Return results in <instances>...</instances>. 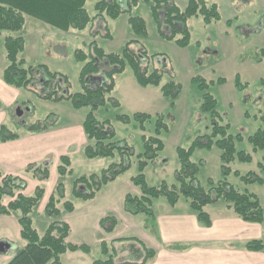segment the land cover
<instances>
[{"label": "trees", "instance_id": "16d2710c", "mask_svg": "<svg viewBox=\"0 0 264 264\" xmlns=\"http://www.w3.org/2000/svg\"><path fill=\"white\" fill-rule=\"evenodd\" d=\"M140 1L150 4L151 12L156 21L160 35L167 40H174L179 46H188L191 42V30L188 24L190 17L201 15L206 23L221 19V10L217 2L209 3L207 0H188L185 7H180L175 0H95V13L92 14L87 6V0H0V36L3 35L5 56L7 64L3 70L2 78L9 84L18 87H27L36 95L46 99L70 100L74 107L89 106L83 120V129L90 140L84 146V153L89 158L116 156L119 159L111 162L98 173L78 176L73 181L72 192L76 197L83 199L94 198L106 183L114 180L118 175L131 167L133 157L137 158L138 172L132 176L133 182L139 186L141 193H127L124 199L125 210L132 214L146 213L154 216L153 200L166 197L171 205H175L181 196H184L196 212L198 220L205 226L213 224L211 214L205 207L223 198L227 206L232 208L242 219L252 222L264 221V207L259 196L248 189L242 190L228 180V175L234 172L245 183L259 182L264 184V177L256 170L241 173L233 170L230 163L236 159L244 162L253 160V154L246 149H237L236 140H242L241 134L233 135L230 130V122H222L224 115L217 109L218 100L209 91L211 81L202 75L192 77V82L202 90L201 108L210 114L209 132L197 135L188 146L178 145L176 152L179 167L175 169V183L166 181L158 185H150L147 181L145 168L158 159L165 148V142L160 137L163 129H169L163 113L155 115L135 111L132 113H118L116 119L129 124L132 121L138 123V127L146 130V122L152 118L156 121L155 133L142 135L143 150L136 152L126 138H117V132L110 119L100 120L96 116V110L108 102L120 104L112 92L116 85V76L130 66L136 81L142 86H159L162 94L170 99V105L174 106L176 98L181 92V83L173 78V69L167 61L152 64L159 53L149 54L140 41L141 37L148 35L147 21L141 14L134 13V9ZM123 13L128 14V22L133 37L124 42L120 51H107L94 38L100 34L111 38L112 33L108 25L102 32H93V38L84 42L85 47H76L74 57L82 62L79 71L81 91L71 90L69 75L61 70L51 69L46 63L37 65L27 62L22 55L25 49L24 29L29 17H34L63 31L71 29L82 30L91 25L97 18H118ZM228 25H232L233 18L228 19ZM255 60L264 59V47L254 55ZM152 64V66H151ZM103 74L101 83L91 85L93 75ZM165 73L171 78L164 80ZM216 81L224 83L225 77L219 76ZM40 82L41 88L33 84ZM264 84V77L261 78ZM235 85L238 89H244L248 83L243 82L239 74H236ZM30 99L18 102V104H30ZM55 113H49L45 125L33 128L35 132H41L55 124L57 116L50 121ZM18 118H21L17 115ZM264 118V116H263ZM28 129L30 127H27ZM18 130L11 129L6 123L0 125V141H7L20 137ZM253 151L264 149V128L260 127L247 136ZM217 146L220 150L221 170L223 177L218 181L209 180V185H203L198 179L199 164L192 159L197 148H212ZM264 168V163L259 162ZM28 170L39 180H47L51 172V164L48 161L30 163ZM72 158L69 153L59 156L57 171L62 176L71 173ZM27 180L20 175L5 173L0 169V215L12 214L19 211L18 220L21 226V236L26 244L17 247L12 257L5 264H64L62 254L68 250H83L91 252L92 247L87 243H74L68 241L71 225L61 218H54L48 224L44 233H40L34 225L32 212L45 196L46 187L40 183L34 193L24 192ZM65 197V185L59 181L57 192L49 195L45 205L47 213L53 217H59L63 209L59 206ZM8 199V202L5 200ZM61 201V202H60ZM64 210L72 211L75 203L67 199L63 201ZM118 223L115 215L104 216L100 219L103 229L112 231ZM249 250L264 252V240L252 238L243 244H237ZM186 244L175 243L170 247L183 249ZM145 253L139 262L115 260L109 251L105 240L100 244L102 257L92 260L91 264H145L147 259L155 256V248L144 245Z\"/></svg>", "mask_w": 264, "mask_h": 264}, {"label": "rangeland", "instance_id": "374dc122", "mask_svg": "<svg viewBox=\"0 0 264 264\" xmlns=\"http://www.w3.org/2000/svg\"><path fill=\"white\" fill-rule=\"evenodd\" d=\"M210 3L217 2L221 7L222 19L215 20L212 23H206L201 16H193L189 21L191 30V43L187 49L180 50L179 47L159 36L156 27V21L153 17L149 4L142 1L140 8H135V12L140 13L148 23V38L140 39L149 54L159 53L158 61L155 59L153 63L160 64L161 61L169 62L173 68V78L181 83V92L176 98L174 106L170 105V99L164 97L159 87L156 85L142 86L133 74L130 66L116 76L117 82L112 94L120 100L119 105L108 102L106 105L96 110V116L100 120L110 119L112 125L117 132V138H126L128 142L134 146L136 152L143 150L142 135L144 133L151 135L155 133L156 121L154 118L146 122V130L142 131L138 127V123L132 121L129 124L123 123L116 119L118 113H132L135 111H144L155 115L163 113L165 121L169 125V129H163L160 137L165 142V148L161 151L158 159L150 163L144 170L147 181L150 185H158L163 181L169 184L175 183V169L179 167L177 157V146H188L195 136L209 132L210 114L201 108V94L192 77L202 75L211 81L209 91L215 95L218 100L217 109L224 115L222 122H230V132L233 135L241 134L242 140H236L237 149H246L253 154V160L244 162L236 159L230 163L233 170H239L241 173H247L250 170H256L264 177V168L259 166V162L264 163V149L253 151L252 145L247 140V136L258 128H264V84L261 78L264 77V59L257 61L254 55L260 48L264 47V0H208ZM95 0H87L86 6L88 10L95 13ZM127 13H123L118 19L110 18L111 27L116 32V39L110 44L109 41H101L107 51H120L122 41L127 37L129 26L126 23V29L122 28ZM34 18V17H33ZM233 18L232 26L226 32V20ZM39 20L46 29H38L35 26L29 28L28 50L29 56H25L30 64L37 65L39 63H47L52 69H62L68 73L71 80V90L81 91L82 85L79 81V71L82 62L74 57L73 49L77 46L85 47V43L81 41V37L70 40L61 35L63 30ZM121 24V25H120ZM120 25V30H115ZM49 30V31H48ZM53 30V32H51ZM72 30V29H71ZM74 30V29H73ZM76 30V29H75ZM75 32H81L76 30ZM88 30L83 33H87ZM82 33V34H83ZM81 34V33H79ZM158 34V35H157ZM2 42L3 38L0 37ZM65 50H61L62 47ZM3 51V59L5 57L4 41L1 45ZM168 56V57H167ZM170 57V58H169ZM7 61V60H6ZM236 74H239L243 82L248 85L244 89H238L235 85ZM221 76L225 77L224 83H219L216 79ZM168 73L164 75V82L170 79ZM7 91L11 90L18 98L13 105H5L4 98H0V111L8 112L6 118L0 115V125L6 123L13 130H21L23 127L35 128L38 125H45V118L49 113H55L50 117L52 121L55 116V123L61 131L74 129L75 142H80V133L88 139L84 129L83 120L90 109L89 106L76 108L72 102L67 99L54 100L46 99L36 95L27 87H18L9 83ZM37 88H41L42 84L37 82L33 84ZM12 95V94H10ZM30 99V104H18V102ZM21 106V114L18 115L17 108ZM21 118H17V116ZM144 132V133H143ZM63 145H58L51 153V160L56 159L63 149ZM78 145L70 147L76 149L71 153L73 159L72 172L62 176L56 168H53L48 182L45 187L52 194L57 192L59 181H63L65 185V197L59 206L63 209L59 217H53L45 210V205L50 194H47L32 212L34 225L42 234L46 230L48 224L54 218H61L69 222L72 226L70 240L74 243H87L92 247L90 254L83 250H68L62 254L64 264H90L92 259L102 257L100 251V241L106 235L99 225V219L103 216H118L122 225L117 231L121 233V238L111 239L114 258L118 262L122 261H141L144 257L145 248L144 239L147 243L154 245V241L158 234L145 227V224L152 222L151 216L145 213L130 215L124 208L125 194L131 192L139 194L141 190L136 185L132 176L137 174V158L133 157L131 167L125 172L118 175L114 180L106 183L99 191L98 197L83 199L76 197L72 192L73 181L76 177L98 173L111 162L119 159L116 156L89 158L85 155L84 149L77 150ZM68 153V152H66ZM192 159L199 164L198 179L203 185H209V180L218 181L223 177L221 170L220 150L217 146L210 149L197 148L192 155ZM43 162L37 160V163ZM30 173L28 167L24 173ZM228 180L236 187L255 192L264 207V184L259 182L245 183L240 176L234 172L228 175ZM29 193H34V185H30ZM72 200L76 208L72 211L64 210L63 201ZM153 209L160 211L163 205L171 208L166 197L156 198ZM184 201H188L183 196ZM163 203V204H162ZM227 202L221 198L217 202L208 204L205 209L211 213V216L218 221L217 217L221 211H226ZM178 205L175 210H182ZM232 215L242 219L232 208L229 211ZM19 211L13 212L11 215H2L0 225V241H8L11 239L9 247L0 255V264H5L10 258L7 253L13 255L21 244L20 223L14 219ZM14 214V216H13ZM127 216L129 217H126ZM131 216V217H130ZM133 216V217H132ZM149 222H148V221ZM12 221V224H7ZM154 222V219H153ZM217 226V225H216ZM158 229V226H157ZM218 226L212 230L217 232ZM237 232V231H236ZM219 234V232H217ZM213 235V234H212ZM223 236H217L216 243L223 244ZM252 238H262L264 240V221L255 222L251 229L237 232L235 236L227 238V245L231 246L232 240L247 241ZM213 243L214 246L217 244ZM171 245V244H170ZM169 245V247H170ZM223 245L217 246L222 248ZM244 248V247H242Z\"/></svg>", "mask_w": 264, "mask_h": 264}, {"label": "crops", "instance_id": "0c3cea01", "mask_svg": "<svg viewBox=\"0 0 264 264\" xmlns=\"http://www.w3.org/2000/svg\"><path fill=\"white\" fill-rule=\"evenodd\" d=\"M175 1L180 7H185L188 2V0H175ZM141 5H142V1H140L136 9L140 8ZM149 8H150V4H149ZM220 10H221V7H220ZM134 13H137V12L134 11ZM137 14H140V13H137ZM195 16H201V15H195ZM192 17L189 18L188 23ZM222 17L223 15L221 12V19ZM110 18L111 17H106L105 19L97 18L96 20L93 21V23H91V25H89L85 29L78 30L81 32L77 33L75 32L76 31L75 29L74 30L72 29V30L61 32V35H63L64 37L70 40H75L81 37L82 42H88L90 39L93 38V35H92L93 32H102L105 29V25H108L109 30L112 33L111 38L103 37L100 34L96 35L94 38L98 41L99 44L101 41H109L111 44L116 39V32L113 30V27H111L110 20H109ZM118 18H120V16ZM118 18H114V19H118ZM125 21L126 22L123 23L124 25H122V28L126 29L125 27L127 23L129 26L128 29H130L128 30V33L126 35L127 37H125L124 39L127 41L128 39L137 37V36L133 33L131 29V26L128 22V17L125 19ZM120 25H117L115 30L117 31L120 30L121 29ZM31 26H35L38 29H46V26L41 24V22H39L37 18H33V17L28 18L27 24L24 29V36L26 39L25 49H24L26 53L25 56H29L30 54L28 50L29 49L28 48V38H29V35L31 34L29 33V28L30 29L33 28ZM231 26L232 25H229V27H227V30H226L227 34ZM156 27H157V24H156ZM86 30H88V32L83 33ZM157 30H158V27H157ZM51 32H53V30ZM158 34L160 37H162L159 31H158ZM0 37L3 38V35H1ZM147 38H148V35L146 37H141L140 39L144 40ZM3 41L4 40H2L1 42L0 40V47ZM168 41L169 43L171 42L175 43L174 40H168ZM124 42L125 41H122L121 46H123ZM189 45L185 47H182L179 45L177 46L179 47L178 49L183 51V49L184 50L187 49ZM61 50H65V47L63 46ZM158 57L156 58L157 61L159 59ZM25 59L29 60L26 57ZM6 60L3 59V51L0 48V98L1 97L4 98L6 102L5 105L7 106V105H13L15 102H17L18 98L15 94H13L11 90L7 91V84H6L7 82L4 81L2 78L3 70L7 64ZM151 63L154 64L153 61ZM54 70L62 71V69L60 68L54 69ZM103 80H104V75L99 73L91 77L90 84L91 85L98 84V83H101ZM0 115L2 116L4 120V118L8 116V112H4L3 110H1ZM20 125H21V130L20 131L18 130V131L20 132L21 135L19 138L7 140V141H0V169L5 173L17 174L25 178L28 183H27V187L25 188L24 192L27 194H32V193H29L30 185L32 184L34 185V191H35V188L38 184L42 183L45 185L49 180L48 178L47 180L41 181L37 177L33 176L31 172L24 173V170L28 167L30 163H37V160L48 161L51 164V172H52L53 168L57 169V163L59 160V156L61 154L68 152L71 156V153L75 152L76 149H70V147H74V145L75 146L78 145L77 150L80 151L81 149L84 148L85 144L88 143L87 139L85 138V136H83L82 132L80 133L81 135L80 138H82L81 141L75 142L76 137L74 135L75 134L74 129H67L63 131L61 135V133H59L61 129L56 128L57 126H59V124L57 125V123H55L54 125L50 127H46V129L41 132H35L33 131V128L28 129L27 127H23L22 124ZM58 145H63L62 146L63 149L61 150L60 155L56 159L51 160L50 159L52 158L51 153L53 150L57 148ZM72 163H73V159H72ZM51 172H50V175H51ZM47 194H51V193H49V191L46 188L45 196L43 198H45ZM98 195L99 194H96V196L92 198V200L96 199ZM182 201H183V196H181V198L175 205L170 204L171 208H168L167 206L163 205L159 212H157L154 209V216H151L152 222H149L147 220L149 223L145 224V227L148 230L150 229L152 232L154 230L155 232H157V234L159 231L160 235L156 236L155 238L156 241H154L153 243L154 245H151V243H147L144 239H142L143 242L145 243L144 245L155 248L156 250L155 256L147 259L145 264H264V252L263 251L249 250L246 248H242L243 246L237 245V244H243L246 241L241 242L240 240H232L231 242L232 245L231 246L227 245L229 243L227 242V238L229 236L231 235L235 236L237 232L239 231L251 229V227L253 226V223L255 222H252V221L243 222L242 220H239V218L235 217L229 212L231 208L226 206L228 210H226L225 212L221 211L219 213V216L217 217L218 221H216V219L212 217L213 224L211 226H205L198 220L196 212L191 208L189 201H184V203ZM5 202H8V199H6ZM154 203L155 201H153V207L155 205ZM178 205H180L179 208L182 207L181 211L175 210V208ZM123 208L125 210L124 205H123ZM126 212L129 213L130 215H133L132 213L128 211ZM6 215H11V214H6ZM134 215H137V214H134ZM1 217L2 215H0V225H1ZM116 217L118 219V223L112 231H107L103 229V227L100 224V219L102 217L99 219V225L102 228V231L106 235L103 239H101L100 244L102 240H105L109 246V251L112 255L114 254H113V247L111 245V241L113 239H119L122 237L121 233L117 234V231L122 225V222L118 216ZM126 217H129V216H127L126 214ZM15 218L19 223L18 214L14 216V219ZM153 219H154V222H153ZM7 224H12V221H8ZM216 225L218 226L217 232L220 231L221 234L215 231L214 233L212 232V230L217 227ZM157 226H158V229H157ZM20 230H21V226H20ZM71 233H72V226H71V232L67 238L68 241L70 242H72L69 239L71 236ZM20 234H21V231H20ZM108 235H110L111 236L110 238L112 239L110 242H109L110 238L107 239ZM217 236H223L222 239H218V240H223V244L216 243ZM7 239L11 240L8 237V233H7ZM20 243L21 244L19 245V247H22L23 245L26 244V240L22 238ZM175 243H183V244H186L187 246L186 248H183V249L169 247L170 244H175ZM213 243H216L217 245L214 246ZM220 245H223V247L217 248V246H220ZM3 253L4 252L0 251V255ZM87 254H90V252H88ZM7 256L8 258L12 257L11 253H7ZM62 261H63V258H62ZM91 263L92 261L90 262V264ZM132 264H140V263H132Z\"/></svg>", "mask_w": 264, "mask_h": 264}, {"label": "water", "instance_id": "95a60500", "mask_svg": "<svg viewBox=\"0 0 264 264\" xmlns=\"http://www.w3.org/2000/svg\"><path fill=\"white\" fill-rule=\"evenodd\" d=\"M21 112H22L21 106H18V108H17L18 115H20ZM9 246H10V243L8 241H4V240L0 241V251H4L6 249V247H9Z\"/></svg>", "mask_w": 264, "mask_h": 264}]
</instances>
